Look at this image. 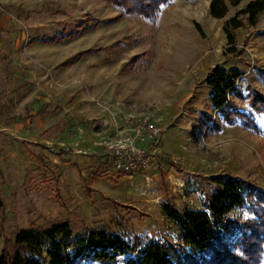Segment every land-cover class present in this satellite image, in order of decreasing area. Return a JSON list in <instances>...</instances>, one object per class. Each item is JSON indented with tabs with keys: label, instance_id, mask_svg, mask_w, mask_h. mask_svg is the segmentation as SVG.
Returning a JSON list of instances; mask_svg holds the SVG:
<instances>
[{
	"label": "rangeland",
	"instance_id": "374dc122",
	"mask_svg": "<svg viewBox=\"0 0 264 264\" xmlns=\"http://www.w3.org/2000/svg\"><path fill=\"white\" fill-rule=\"evenodd\" d=\"M210 1L172 0L149 22L101 0H0V255L14 253L19 231L62 222L74 238L103 229L179 243L165 201L203 209L221 175L264 191V131L223 121L206 82L218 66L242 71L233 101L263 129L250 95L264 97V13L251 25L240 11L252 0H225L226 16L214 19ZM232 18L239 28L226 26ZM35 102L44 105L26 116ZM95 107L112 118L105 128L121 111L157 121L161 156L149 171L102 170L88 150L105 129Z\"/></svg>",
	"mask_w": 264,
	"mask_h": 264
},
{
	"label": "trees",
	"instance_id": "16d2710c",
	"mask_svg": "<svg viewBox=\"0 0 264 264\" xmlns=\"http://www.w3.org/2000/svg\"><path fill=\"white\" fill-rule=\"evenodd\" d=\"M127 15L154 22L161 8L172 0H101ZM237 6L243 0H228ZM225 0H211L209 14L223 19L227 14ZM264 13V0H252L241 15L251 25ZM226 26L237 29L241 23L232 18ZM230 41V39H229ZM232 41V40H231ZM244 73L237 67L214 68L207 78L212 89L210 104L221 119L233 124L238 118L243 125L261 133L251 114L246 115L235 105L233 98H242L237 80ZM251 107L264 115V97L252 93ZM214 191L207 195L203 209H178L170 201L162 205L163 215L179 231V243L158 238L142 244L138 237L125 239L103 229H93L77 238L68 222L46 229L29 228L17 233L14 253H2L0 264H258L264 247V191L237 177L221 175L213 179ZM0 197V207L2 206ZM243 211L232 218L234 211Z\"/></svg>",
	"mask_w": 264,
	"mask_h": 264
},
{
	"label": "built area",
	"instance_id": "2783aa9c",
	"mask_svg": "<svg viewBox=\"0 0 264 264\" xmlns=\"http://www.w3.org/2000/svg\"><path fill=\"white\" fill-rule=\"evenodd\" d=\"M121 112L117 120L112 115L113 131L100 144L105 152L104 165L122 175L145 173L161 156L158 146L161 128L148 113Z\"/></svg>",
	"mask_w": 264,
	"mask_h": 264
},
{
	"label": "crops",
	"instance_id": "0c3cea01",
	"mask_svg": "<svg viewBox=\"0 0 264 264\" xmlns=\"http://www.w3.org/2000/svg\"><path fill=\"white\" fill-rule=\"evenodd\" d=\"M128 100L129 101H125V102L128 103V105H131V106L135 105L136 104L135 102H138V101H135V99H128ZM27 104L23 108L25 113H27V111H29L26 116H32V114H34V115L37 114L40 111L39 107L41 105L42 106L44 105V103L35 102L33 105H30V107H28ZM96 105H97V103H96ZM100 108L98 107V109H99L98 110L97 107H95L96 112H99V115H100V117L97 116L95 118L97 120V122H95V124L99 128L100 127L101 128L102 127L105 128V127H107L106 124L108 123V121H110V123L112 124V118H111V116L108 113H106L102 108L101 109ZM23 122H25V123H23V126L25 127V129H28L27 126L30 124V119L25 118V120H23ZM12 126L13 125H9L10 128ZM78 130H79V128H78ZM112 131H113V126L112 125L108 126V128L102 129L101 131L96 130L95 133H94L95 134V139L90 144V146H89L90 148L88 149L90 152H92L90 154H94V155L98 156V158L95 157V159H96L95 161H97V159H98L99 162L97 164L101 166L102 170H107V169H106V167L104 165L105 152H104L103 147L100 144L107 136H109L111 134ZM76 152H80V151H76ZM85 152L86 151H84L83 153H85Z\"/></svg>",
	"mask_w": 264,
	"mask_h": 264
}]
</instances>
